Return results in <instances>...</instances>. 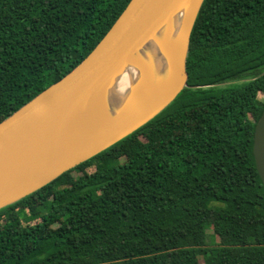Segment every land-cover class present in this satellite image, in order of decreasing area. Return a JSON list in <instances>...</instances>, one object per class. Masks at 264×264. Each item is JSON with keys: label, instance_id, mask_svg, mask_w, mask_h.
Listing matches in <instances>:
<instances>
[{"label": "trees", "instance_id": "obj_1", "mask_svg": "<svg viewBox=\"0 0 264 264\" xmlns=\"http://www.w3.org/2000/svg\"><path fill=\"white\" fill-rule=\"evenodd\" d=\"M129 1L0 0V122L78 65ZM186 72L148 123L0 209V264H264L252 153L264 0H204Z\"/></svg>", "mask_w": 264, "mask_h": 264}, {"label": "water", "instance_id": "obj_2", "mask_svg": "<svg viewBox=\"0 0 264 264\" xmlns=\"http://www.w3.org/2000/svg\"><path fill=\"white\" fill-rule=\"evenodd\" d=\"M203 2L130 0L78 65L0 122V209L126 138L188 87L190 35ZM179 16L171 82L150 87L147 70L134 56ZM131 62L140 74L137 86L110 116L99 101ZM252 153L264 185V110L254 127Z\"/></svg>", "mask_w": 264, "mask_h": 264}, {"label": "bare ground", "instance_id": "obj_3", "mask_svg": "<svg viewBox=\"0 0 264 264\" xmlns=\"http://www.w3.org/2000/svg\"><path fill=\"white\" fill-rule=\"evenodd\" d=\"M180 16L176 18L173 26H167L161 30L154 41L146 44L142 50L134 56L135 61L140 62L147 70L149 86L156 88L165 87L171 82L170 55L174 45L175 34ZM171 35L170 40L167 36ZM174 40V41H173ZM139 72L131 62L125 71L118 76L113 84L105 91L99 101L108 115H113L123 99L130 93L131 88L137 86Z\"/></svg>", "mask_w": 264, "mask_h": 264}, {"label": "rangeland", "instance_id": "obj_4", "mask_svg": "<svg viewBox=\"0 0 264 264\" xmlns=\"http://www.w3.org/2000/svg\"><path fill=\"white\" fill-rule=\"evenodd\" d=\"M171 109H172V107L169 110H171ZM167 111H168V109H167ZM207 233L208 234H207V238H206V246H212V245H214V243H216L218 241V238L214 237L212 231H210V230H207Z\"/></svg>", "mask_w": 264, "mask_h": 264}]
</instances>
